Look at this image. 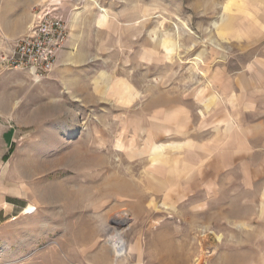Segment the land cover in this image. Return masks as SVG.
<instances>
[{
	"label": "rangeland",
	"instance_id": "rangeland-1",
	"mask_svg": "<svg viewBox=\"0 0 264 264\" xmlns=\"http://www.w3.org/2000/svg\"><path fill=\"white\" fill-rule=\"evenodd\" d=\"M228 2L0 0V208L5 197L18 202L17 213L0 211V264H114L107 241L124 212L131 258L118 264H264V102L245 106L250 93L264 94V38L241 32L239 16L234 37L222 40ZM50 3L68 38L38 79L3 59ZM209 85L219 100L207 110L198 94ZM179 107L191 134L226 113L257 129L229 157L225 123L161 139L203 147L201 192L183 204L169 175L182 176L178 159L165 164L149 130Z\"/></svg>",
	"mask_w": 264,
	"mask_h": 264
},
{
	"label": "crops",
	"instance_id": "crops-1",
	"mask_svg": "<svg viewBox=\"0 0 264 264\" xmlns=\"http://www.w3.org/2000/svg\"><path fill=\"white\" fill-rule=\"evenodd\" d=\"M252 1L249 6L248 3L243 2V0L238 3L237 0H229L227 5L225 6V11L223 14V18L221 21V26H220V32L219 36L222 40L229 41L232 37H234V31L236 30V19L237 17L241 16L244 17V21L240 19V22L237 24L239 29H241V32L243 31L244 33H250L253 35L263 37L264 38V0L259 1L258 3H255L254 0ZM233 7H237V10H234ZM259 12V17L257 18V14ZM261 69L264 71V59L260 60L257 62ZM213 85L215 87H219V81L217 82L216 79H213ZM240 85L243 87L242 89L245 88V86H249L250 82L249 81H244L243 83H240ZM259 85L261 86L262 83ZM262 87H260V94H262ZM251 91V90H250ZM234 100H231L232 98L228 99V105H231L232 110H235V107L237 104V98L236 95L232 94ZM248 96V94H247ZM199 100L204 103V106L207 110H209L213 105H215L219 97L217 96L214 88H211L210 85L207 89H203L202 91L199 92L198 94ZM250 101L249 103L245 102V106H249L253 102H264V94L260 96H255L252 93H250ZM173 101V100H172ZM153 102L156 103H161V99H156L154 98ZM152 102V103H153ZM204 118L205 115L203 114ZM162 119L158 117H154L151 120V139H152V146H157L158 150L160 149L162 151L163 155V162L166 164L170 162L172 159H178V168H179V173L182 175L179 178V175L169 173L171 179L175 181V187H181V192L177 194L175 197L180 198L178 200V204L181 203L183 204L186 202L189 195V193H193L192 197L200 194V184H199V179L202 171V146L199 145L197 142H194L192 139H189L187 142L182 143L180 141H171L169 143L166 142H160L161 139L168 138L169 136H173L170 139H182V138H190V137H195L198 138L200 137L201 132L203 131H208L210 129L209 125H214V128L216 130L220 129V124L225 123V132H226V140L223 142L225 143L224 148L228 149L227 155L231 154V149L238 150L241 149H247V147H250V139L253 138V132H257L256 130L250 129V128H244L240 123L237 124V121H234L232 118V114L226 113V116L223 121H219L218 123L212 122L211 124H207L205 121L202 122L201 128H204L201 132L198 133H193L191 134L190 131L187 129L189 126V115L188 112L185 108L179 107L176 109H173L169 112L166 113L164 117L165 123L163 124H175L176 126L174 129L171 127H167L166 125H162L161 123ZM258 128H262L264 126L263 122H260L258 125ZM176 128V129H175ZM240 134V136H238ZM242 135V136H241ZM255 135H262V134H256ZM255 136V137H257ZM259 137V136H258ZM166 138V139H167ZM147 139V137H146ZM260 139V137H259ZM214 143L212 144L213 146H209V148H213L212 151H215L217 145H214L216 141H213ZM237 144V145H235ZM234 146L236 148H234ZM208 147V146H207ZM152 149V148H151ZM237 151V150H236ZM159 152V151H158ZM234 155V153H232ZM157 156V155H156ZM158 157V156H157ZM150 158V155H149ZM150 160V159H149ZM224 166H231L229 158L225 160V162L222 163ZM234 165V164H233ZM219 167V165H217ZM232 172V170H228ZM246 180H250L249 177L245 178ZM165 180V179H164ZM168 186V185H167ZM180 190V189H179ZM169 193L165 197H169ZM171 198V197H170ZM6 207L0 208V211L3 209L4 214L2 215L3 218L5 219L9 215H12L15 212V210L18 208V202L11 200L8 201V199L5 197L4 198ZM19 213V212H18ZM1 216V215H0ZM16 217V216H13ZM0 217V219H3ZM1 221V220H0Z\"/></svg>",
	"mask_w": 264,
	"mask_h": 264
},
{
	"label": "built area",
	"instance_id": "built-area-1",
	"mask_svg": "<svg viewBox=\"0 0 264 264\" xmlns=\"http://www.w3.org/2000/svg\"><path fill=\"white\" fill-rule=\"evenodd\" d=\"M58 6L50 3L35 13L28 32L16 42L3 63L27 69L38 79L52 72L68 38L66 21Z\"/></svg>",
	"mask_w": 264,
	"mask_h": 264
},
{
	"label": "bare ground",
	"instance_id": "bare-ground-1",
	"mask_svg": "<svg viewBox=\"0 0 264 264\" xmlns=\"http://www.w3.org/2000/svg\"><path fill=\"white\" fill-rule=\"evenodd\" d=\"M111 87H112V85L109 87V90L111 89ZM151 152H152V149L148 152L149 155L151 154ZM1 202L3 203L2 200H1ZM27 209L32 210L33 205L30 204ZM122 216H123V218L121 221L117 220L115 222L114 232L112 233V235L109 237V239L107 241V246L109 248V251L114 258V264H118L119 261L122 259L129 261L131 258L130 257L131 249L129 248V246H127V243L123 238V228L125 227L126 221L131 216L128 212H124V215L122 214ZM159 224H160V222H156V225H159ZM219 239H221V238H219ZM197 261L203 262L201 260V257L196 259V262Z\"/></svg>",
	"mask_w": 264,
	"mask_h": 264
}]
</instances>
